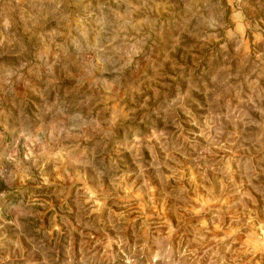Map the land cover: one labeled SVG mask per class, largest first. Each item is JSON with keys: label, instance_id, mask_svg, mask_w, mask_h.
<instances>
[{"label": "rangeland", "instance_id": "374dc122", "mask_svg": "<svg viewBox=\"0 0 264 264\" xmlns=\"http://www.w3.org/2000/svg\"><path fill=\"white\" fill-rule=\"evenodd\" d=\"M0 264H264V0H0Z\"/></svg>", "mask_w": 264, "mask_h": 264}]
</instances>
